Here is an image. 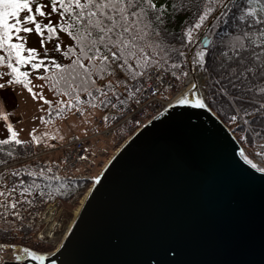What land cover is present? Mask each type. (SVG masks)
<instances>
[{
    "label": "snow or ice",
    "instance_id": "obj_1",
    "mask_svg": "<svg viewBox=\"0 0 264 264\" xmlns=\"http://www.w3.org/2000/svg\"><path fill=\"white\" fill-rule=\"evenodd\" d=\"M33 33L43 53L27 46ZM25 92L43 130L22 135ZM175 106L220 120L264 173V0H0V264H46L76 224L62 205L89 201L106 174L87 175L107 140ZM231 241L222 264H264V204L258 231L242 221ZM146 264H184L181 249L165 242Z\"/></svg>",
    "mask_w": 264,
    "mask_h": 264
},
{
    "label": "water",
    "instance_id": "obj_2",
    "mask_svg": "<svg viewBox=\"0 0 264 264\" xmlns=\"http://www.w3.org/2000/svg\"><path fill=\"white\" fill-rule=\"evenodd\" d=\"M185 107L157 114L125 141L76 216L73 233L46 262L146 264L165 242L180 247L184 264L234 258L233 233L242 221L258 231L264 204V186L238 169L264 173L240 157L242 145L220 120Z\"/></svg>",
    "mask_w": 264,
    "mask_h": 264
},
{
    "label": "rangeland",
    "instance_id": "obj_3",
    "mask_svg": "<svg viewBox=\"0 0 264 264\" xmlns=\"http://www.w3.org/2000/svg\"><path fill=\"white\" fill-rule=\"evenodd\" d=\"M39 40H40L39 36L36 35L35 33H33L28 39V45L27 46L28 47H36L38 49V51L43 53V50H42V48L40 47V44H39ZM48 47L51 48L52 45L49 44ZM50 54H54V53H50ZM33 82L34 83H39V81H37L34 77H33ZM46 95L51 97V94L47 93V91H46ZM16 102L18 104V107L15 109V112L13 114V119L22 121V123L16 124V127L25 129V132L22 135H26L27 132L30 130V128L32 126H38L39 129L42 131L43 130V126L40 125V122L39 121H33L31 119V117L33 115H37V116L43 115V113H40V112L37 111V107H36L37 102L33 101L32 98L30 97V95L27 94L26 92L23 95L19 96L17 98ZM241 145H242V147H245L248 152L252 151L251 147H249L247 145H244L242 143H241ZM116 146L117 145H113V147H110L108 154L105 155V156L100 157L99 162L92 168V170L90 172L91 174L94 175L95 173H97V171L100 169V167L104 164V162L107 159L108 155L112 152V150ZM108 147H109V145H108ZM52 155H56V154L52 153ZM255 160H256V158L254 159V162H255ZM79 201H80V199H79ZM79 201H78L77 204H75L72 207L71 212H69V213H71L72 216H74V209L79 205ZM62 207L65 208V205L63 204ZM65 221H66V224L70 223V221H71L70 217L66 216L65 217ZM66 230H67V228L65 227L64 233H65ZM60 239H61V242H62V238H61V236H59L57 242H54V246L51 247V250L54 249V251H55V250L58 249V247L56 248V244L60 241ZM59 247H60V245H59Z\"/></svg>",
    "mask_w": 264,
    "mask_h": 264
},
{
    "label": "bare ground",
    "instance_id": "obj_4",
    "mask_svg": "<svg viewBox=\"0 0 264 264\" xmlns=\"http://www.w3.org/2000/svg\"><path fill=\"white\" fill-rule=\"evenodd\" d=\"M125 142L124 141H122V140H118L116 143H115V145H117L113 150H112V152L108 155V157H107V159L105 160V162H104V164L100 167V169L97 171V173H95L94 175H96V174H98V173H101L104 169H105V167H106V165L108 164V162L110 161V159L113 157V155L118 151V149L124 144ZM89 187H92V183L90 184V186ZM86 192H87V190H86ZM80 201H84V197L82 196L81 198H80ZM80 201H79V205L77 206V207H80V209L82 208L81 206H80ZM85 202V201H84ZM76 207V208H77ZM75 208V209H76ZM75 209H74V216H75V218H76V216L78 215L77 213H76V211H75ZM70 223H71V221H70ZM67 233H68V231L66 230L65 231V233H64V235L63 236H61V238H62V240L65 238V236L67 235ZM59 237V236H58ZM57 240H58V238L56 239V241L55 242H57ZM60 243H61V239H60V241L56 244V248L60 245ZM55 251H54V249H50V256L49 257H51L52 256V254L54 253ZM52 263V261H49V262H46V264H51Z\"/></svg>",
    "mask_w": 264,
    "mask_h": 264
},
{
    "label": "built area",
    "instance_id": "obj_5",
    "mask_svg": "<svg viewBox=\"0 0 264 264\" xmlns=\"http://www.w3.org/2000/svg\"><path fill=\"white\" fill-rule=\"evenodd\" d=\"M156 115H157V113H152L150 117H146L145 120H144L143 125H145V124L147 123V120H148V119H152V118L155 117ZM143 125H142V126H143ZM142 126H141V127H142ZM141 127H140V128H141ZM140 128H139V129H140ZM139 129H132V130L129 131V132H128V133H127L122 139H116V140H113L112 138H109V139L107 140V142H106V144H107V152H106L105 154L100 155V156L98 157V159H97V163L99 162L100 157L105 156V155L108 154V152H109V148H110V147H113V145H115V143H116L118 140L125 141V140L129 139V137H131V135H132L133 133H135L136 131H138ZM108 145H109V147H108ZM101 146H103V143H102ZM51 154H52V153H51ZM97 163H96V164H97ZM255 163H257L258 166L260 165L261 162L259 161V158H256ZM87 175L90 177V176H92L93 174H91V173L89 172Z\"/></svg>",
    "mask_w": 264,
    "mask_h": 264
},
{
    "label": "trees",
    "instance_id": "obj_6",
    "mask_svg": "<svg viewBox=\"0 0 264 264\" xmlns=\"http://www.w3.org/2000/svg\"><path fill=\"white\" fill-rule=\"evenodd\" d=\"M237 138H238V137H237ZM238 140H239V139H238ZM90 184H91V181L88 182V187L90 186ZM86 190H87V188L84 189V192H86ZM82 196H83V195H81V197H82ZM81 197H80V198H81ZM80 198H79V199H80ZM78 201H79V200H77V202H76L75 204H77ZM75 204L64 203V205H65V209H68V212H71L72 207H73Z\"/></svg>",
    "mask_w": 264,
    "mask_h": 264
}]
</instances>
